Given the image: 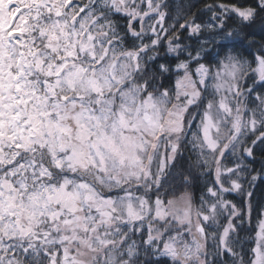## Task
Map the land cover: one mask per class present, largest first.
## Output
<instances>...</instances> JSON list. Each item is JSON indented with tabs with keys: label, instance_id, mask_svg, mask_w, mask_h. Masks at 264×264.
<instances>
[{
	"label": "snow or ice",
	"instance_id": "1",
	"mask_svg": "<svg viewBox=\"0 0 264 264\" xmlns=\"http://www.w3.org/2000/svg\"><path fill=\"white\" fill-rule=\"evenodd\" d=\"M0 264H264V0H0Z\"/></svg>",
	"mask_w": 264,
	"mask_h": 264
}]
</instances>
